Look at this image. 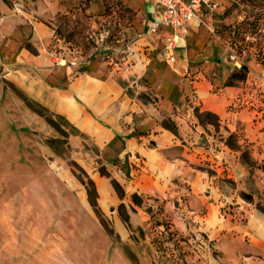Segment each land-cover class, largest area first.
I'll list each match as a JSON object with an SVG mask.
<instances>
[{
  "label": "rangeland",
  "instance_id": "1",
  "mask_svg": "<svg viewBox=\"0 0 264 264\" xmlns=\"http://www.w3.org/2000/svg\"><path fill=\"white\" fill-rule=\"evenodd\" d=\"M16 1L21 2L6 3L12 7ZM60 1L63 9L53 18L39 15L61 31L48 45L60 57L116 64L111 61L120 63V51L96 45L116 47L144 36V0ZM21 3L24 11L42 6L40 0ZM216 10L226 20L209 28L227 44L229 62L224 79L218 68L212 72L210 91L217 97L224 84L236 85L228 108L243 113L225 122L191 103L209 134L206 146L224 150L226 158L216 169L210 154L205 158L199 151L203 159L193 164L210 176L211 197L220 205L212 203L210 212L182 209L186 224L175 218L179 209L167 210L155 195L141 208L122 201L99 206L90 175L94 166L108 173L98 167L99 147L86 141L81 149L89 162L76 157L68 142L75 127L11 79L0 12V264H264L254 247L258 216L264 217V0H218ZM20 26L24 35L31 30L30 22ZM23 46L36 50L29 41ZM164 123L174 127L168 118ZM111 181L122 196V184ZM131 199L144 201L137 192ZM133 211L141 214L139 221L127 222Z\"/></svg>",
  "mask_w": 264,
  "mask_h": 264
},
{
  "label": "crops",
  "instance_id": "2",
  "mask_svg": "<svg viewBox=\"0 0 264 264\" xmlns=\"http://www.w3.org/2000/svg\"><path fill=\"white\" fill-rule=\"evenodd\" d=\"M144 1V36L131 44H121L126 45V52L120 63L91 60L72 66L49 49L55 27L39 17L53 18L63 9L60 0H40L41 9L25 11L19 7L23 6L21 2L11 7L0 0V12L5 14L1 32L7 35L9 51L5 64L10 67L11 79L31 98L63 115L75 127L77 131L68 136V142L76 148V157L89 162L81 149L86 141L99 147L98 167L108 171L102 173L95 166L90 171L99 206L122 201L141 208L151 203L148 196L155 195L167 210L172 205L179 209L175 218L186 224V218L179 215L182 209L194 212L208 207L210 212L212 203L220 205L211 197L210 176L193 164L203 159L199 151H205V158H213L216 169L226 158L224 150L206 146L209 134L204 125L197 123L195 107L211 109L223 121H229L233 115L243 113L228 108L239 88L224 84L217 97L210 91L212 72L218 68L219 80L224 79L229 62L227 44L210 29L226 20L219 10L203 7L204 22H191L176 46V59L171 61L163 52L169 28L162 26L157 33L148 31L157 9L154 0ZM26 22L31 23V30L24 35L20 25ZM26 41L36 50L24 47ZM165 118L174 127L165 124ZM111 178L124 187L122 196L117 194ZM135 192L144 198L137 205L131 199ZM86 195L83 192V198ZM140 216L133 211L129 218L139 221ZM258 222L254 247L264 254V217L258 216Z\"/></svg>",
  "mask_w": 264,
  "mask_h": 264
},
{
  "label": "built area",
  "instance_id": "3",
  "mask_svg": "<svg viewBox=\"0 0 264 264\" xmlns=\"http://www.w3.org/2000/svg\"><path fill=\"white\" fill-rule=\"evenodd\" d=\"M157 11L153 14L148 25V31L157 33L162 26L169 29L165 35V44L163 52L166 57L174 61L176 59V46L183 34H185L191 22L200 19L204 22L202 10L203 7L214 9L218 6L217 0H154ZM105 48L112 52L120 51L122 54L126 52V45H117L113 47L109 44H97L95 49ZM95 51V50H93ZM230 56L235 60L237 65H241L242 61L236 52H231ZM112 58V57H111ZM85 60H79L78 57L65 58V62L72 66L84 64ZM111 62L118 63L112 59Z\"/></svg>",
  "mask_w": 264,
  "mask_h": 264
},
{
  "label": "trees",
  "instance_id": "4",
  "mask_svg": "<svg viewBox=\"0 0 264 264\" xmlns=\"http://www.w3.org/2000/svg\"><path fill=\"white\" fill-rule=\"evenodd\" d=\"M55 33L56 34H58V33H61V31L59 30V28H55ZM243 68H247V64H244V66H243ZM44 107H46L45 105H44ZM90 181H91V183H94V181L92 180V179H90ZM116 181V180H115ZM116 183H118L117 181H116ZM136 203H140V202H136ZM93 204L95 205V206H97V203L96 202H93ZM123 205H124V203H122ZM125 220L127 221V222H129V214H127L126 216H125Z\"/></svg>",
  "mask_w": 264,
  "mask_h": 264
}]
</instances>
